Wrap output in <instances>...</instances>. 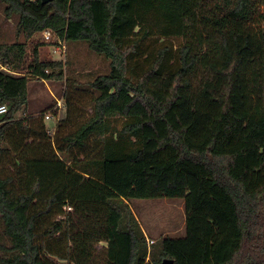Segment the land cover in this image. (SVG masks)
<instances>
[{
    "label": "trees",
    "instance_id": "obj_1",
    "mask_svg": "<svg viewBox=\"0 0 264 264\" xmlns=\"http://www.w3.org/2000/svg\"><path fill=\"white\" fill-rule=\"evenodd\" d=\"M0 2L23 36L0 43V264H264V0ZM46 29L109 67L52 132L16 117L65 77L28 45ZM161 197L185 234L149 243L128 202Z\"/></svg>",
    "mask_w": 264,
    "mask_h": 264
},
{
    "label": "rangeland",
    "instance_id": "obj_2",
    "mask_svg": "<svg viewBox=\"0 0 264 264\" xmlns=\"http://www.w3.org/2000/svg\"><path fill=\"white\" fill-rule=\"evenodd\" d=\"M4 4L0 2V43L22 41L23 36H15L16 19H5L3 15ZM264 11V7L262 8ZM264 26V21L262 23ZM158 34L157 30H154ZM44 41L42 32L33 36L28 45L37 41ZM52 44H45L39 48L41 60H61L64 63L62 80H35L27 83L28 102L18 114L35 113L46 110L50 116L45 119L51 132L58 118L64 113L65 100L64 92H70L73 97H79L85 110L92 107L93 96L89 82L99 74L106 73L109 69L108 62L102 55H97L89 49L84 41H71L68 47L63 48V42L55 43V38L49 40ZM180 40L175 39L174 44ZM69 81V83L66 82ZM69 84V85H68ZM129 205L136 218L141 224L150 240H156L162 236L180 237L184 236L185 211L181 198H149L132 199ZM104 245V242L100 244Z\"/></svg>",
    "mask_w": 264,
    "mask_h": 264
},
{
    "label": "built area",
    "instance_id": "obj_3",
    "mask_svg": "<svg viewBox=\"0 0 264 264\" xmlns=\"http://www.w3.org/2000/svg\"><path fill=\"white\" fill-rule=\"evenodd\" d=\"M43 39L45 41H49L53 38L52 32L48 29L42 31ZM63 48L65 49V46L63 44ZM7 111V107L5 104L0 105V116L3 115ZM50 116L48 114H45V118H49Z\"/></svg>",
    "mask_w": 264,
    "mask_h": 264
},
{
    "label": "crops",
    "instance_id": "obj_4",
    "mask_svg": "<svg viewBox=\"0 0 264 264\" xmlns=\"http://www.w3.org/2000/svg\"><path fill=\"white\" fill-rule=\"evenodd\" d=\"M33 38V37H32ZM64 43V42H63ZM64 46L66 47V44L64 43ZM42 47V46H41ZM20 113V111H18L17 113H16V117L17 118H21V117H24V116H26L27 114H33V113H27V114H24L23 116L22 115H18ZM46 114V113H45ZM50 118V117H49ZM49 118H47V119H49ZM45 119L46 118H44V121H45ZM45 123H46V121H45ZM56 123V122H55ZM46 125H47V123H46ZM48 126V125H47ZM54 127H55V124H54ZM141 225V224H140ZM144 231V230H143ZM144 233H145V235H146V232L144 231ZM147 236V235H146ZM147 239L149 240V238L147 237Z\"/></svg>",
    "mask_w": 264,
    "mask_h": 264
},
{
    "label": "water",
    "instance_id": "obj_5",
    "mask_svg": "<svg viewBox=\"0 0 264 264\" xmlns=\"http://www.w3.org/2000/svg\"><path fill=\"white\" fill-rule=\"evenodd\" d=\"M52 0H41L42 3H47L50 2ZM162 264H172V260L171 259H163Z\"/></svg>",
    "mask_w": 264,
    "mask_h": 264
}]
</instances>
